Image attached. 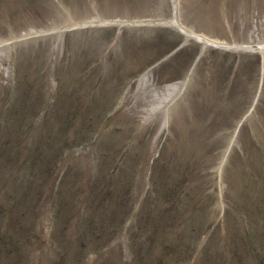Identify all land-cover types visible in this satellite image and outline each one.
<instances>
[{
	"label": "rangeland",
	"instance_id": "374dc122",
	"mask_svg": "<svg viewBox=\"0 0 264 264\" xmlns=\"http://www.w3.org/2000/svg\"><path fill=\"white\" fill-rule=\"evenodd\" d=\"M174 1L264 43V0H0V264H264L261 54L170 52Z\"/></svg>",
	"mask_w": 264,
	"mask_h": 264
},
{
	"label": "bare ground",
	"instance_id": "6f19581e",
	"mask_svg": "<svg viewBox=\"0 0 264 264\" xmlns=\"http://www.w3.org/2000/svg\"><path fill=\"white\" fill-rule=\"evenodd\" d=\"M203 42L206 45L207 42H205V39L203 40ZM215 42H216V40H215ZM216 43H218V42H216ZM260 51H263L262 48L260 49ZM175 90H176V87L173 86V87L170 88V90H168V92H169V94H172V93H174Z\"/></svg>",
	"mask_w": 264,
	"mask_h": 264
}]
</instances>
